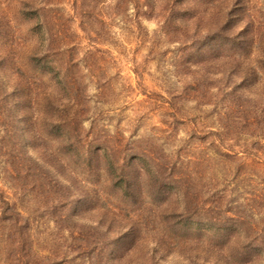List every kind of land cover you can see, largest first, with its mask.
I'll use <instances>...</instances> for the list:
<instances>
[{"label": "rangeland", "instance_id": "obj_1", "mask_svg": "<svg viewBox=\"0 0 264 264\" xmlns=\"http://www.w3.org/2000/svg\"><path fill=\"white\" fill-rule=\"evenodd\" d=\"M257 149L264 0H0V264H264Z\"/></svg>", "mask_w": 264, "mask_h": 264}, {"label": "trees", "instance_id": "obj_2", "mask_svg": "<svg viewBox=\"0 0 264 264\" xmlns=\"http://www.w3.org/2000/svg\"><path fill=\"white\" fill-rule=\"evenodd\" d=\"M257 153H256V155H253V158H252V160H256L255 162H256V164H259V162H258V160H259V155L261 156V155H263L264 154V152L262 151V150H258L257 149V151H256ZM1 201H3V200H1ZM10 203L8 202V201H6V199H5V201H4V205H5V207L4 208H2V214L3 213H6V211L5 210H11V208H13L12 209V213L15 215L18 211H15V207L14 206H16L15 204H13L14 206L13 207H10V205H9ZM16 212V213H15ZM4 219V218H3ZM228 219V221H234V220H232L230 217H228L227 218ZM10 220L14 223V222H16V220H14V219H12L11 218V216H10ZM237 223L239 222L238 220L236 221ZM240 223V222H239Z\"/></svg>", "mask_w": 264, "mask_h": 264}]
</instances>
